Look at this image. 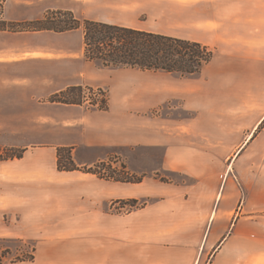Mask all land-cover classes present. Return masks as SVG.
I'll return each mask as SVG.
<instances>
[{
  "label": "crops",
  "instance_id": "0c3cea01",
  "mask_svg": "<svg viewBox=\"0 0 264 264\" xmlns=\"http://www.w3.org/2000/svg\"><path fill=\"white\" fill-rule=\"evenodd\" d=\"M60 8L198 41L214 55L196 76L172 78L128 67L93 72L81 45L78 75L42 78L37 91L0 89V123L18 126L0 147L24 148L0 159V241L32 242L34 255L0 264H264V102L220 100L264 93V0H72ZM71 86L105 89L106 108L42 100ZM172 96L184 116H172ZM58 146L70 147L79 166L120 156L142 179L61 171ZM171 173L190 180L161 179ZM127 199L143 201L127 209Z\"/></svg>",
  "mask_w": 264,
  "mask_h": 264
},
{
  "label": "trees",
  "instance_id": "16d2710c",
  "mask_svg": "<svg viewBox=\"0 0 264 264\" xmlns=\"http://www.w3.org/2000/svg\"><path fill=\"white\" fill-rule=\"evenodd\" d=\"M17 23V24H16ZM17 26L21 30L66 32L82 30L83 56L103 67H128L141 70L165 71L189 77L197 75L202 67L213 57L214 51L198 41L188 40L177 36L136 29L117 24L76 17L71 10L57 9L47 11L42 17L34 20L11 22L0 19V30H13ZM82 86H71L66 91L81 92ZM66 91L55 94L54 99L64 103H79L73 98H64ZM92 100L91 104L98 108H106V100L98 105ZM24 148L4 147L0 149V159L22 156ZM107 165V166H105ZM57 167L61 171L80 170L92 172L99 177L122 182H138L142 178L133 176L125 164L119 168L108 166L106 161L97 162L91 166L77 165L71 155V148L57 147ZM162 179V178H161ZM163 180V179H162ZM120 204H128L137 208L141 203L137 199L121 200ZM9 253L5 248L0 254V262ZM33 253L16 256L10 261L31 260Z\"/></svg>",
  "mask_w": 264,
  "mask_h": 264
},
{
  "label": "rangeland",
  "instance_id": "374dc122",
  "mask_svg": "<svg viewBox=\"0 0 264 264\" xmlns=\"http://www.w3.org/2000/svg\"><path fill=\"white\" fill-rule=\"evenodd\" d=\"M70 2H72V0H0V19L4 20L8 18H15L17 21H20L24 18L31 19L42 17V15L47 11L63 9L60 7H66ZM73 13L76 17L83 18L80 11L75 10ZM166 24L167 26L169 25L167 28L172 30L169 31V33L174 34L178 32L174 31L178 28L177 19H172L170 24ZM20 27L16 25V28H13V30H0V89L10 83H17L20 85H32L33 89L37 91L38 85H40L38 82L41 81L42 78L45 79L50 76H54L56 78L58 77L60 80L66 74L71 76L78 75V73H80L83 69L81 66L82 60L74 55V52L78 51L81 48V45H83V35L81 29L74 33L54 34L46 32L32 33L23 31ZM68 52L73 54V59H67V56L63 55ZM52 57H54V59H50ZM90 66L93 72L96 68L103 67L102 65L93 63H91ZM170 76L172 78L181 77L177 73H170ZM235 80L236 82L237 80H241L242 82L244 78H235ZM69 88L70 87L63 91H66ZM82 88L83 90L80 93L77 91H66L63 96L68 99L73 98L79 102V104H83L86 107H94L91 104V95L89 96L91 99L87 100L88 92L92 89V87L82 86ZM172 90L173 92L177 91V86L174 88L172 86ZM60 92L61 91L53 93L42 100L53 101V96L55 94H59ZM223 95L225 94H220V100L244 101L251 99L264 102V93L252 92L249 94L244 91L226 94L227 97ZM105 97L107 99V95ZM98 99L100 98L98 97ZM54 100H58V98ZM179 102L178 96H172L170 111L173 117L185 115L184 110H180ZM4 103V100L0 97V108ZM1 121L2 112L0 111V122ZM16 127L18 126L2 125L0 123V141L9 130L15 129ZM4 147L7 146H2L0 149ZM106 162L108 163V166L110 165L116 168H119L120 164H125L120 156H110L106 159ZM133 176L141 177V175L136 173H133ZM161 178L166 181L171 180L176 182L190 180V178L178 173H171L166 177L161 176ZM142 201L143 200H141V202ZM128 208L130 207L128 206L127 209ZM0 243L2 246H9L11 248L8 249L9 253L5 255V260H11L16 256L33 253V247L31 246L32 242L6 239L1 240Z\"/></svg>",
  "mask_w": 264,
  "mask_h": 264
},
{
  "label": "built area",
  "instance_id": "2783aa9c",
  "mask_svg": "<svg viewBox=\"0 0 264 264\" xmlns=\"http://www.w3.org/2000/svg\"><path fill=\"white\" fill-rule=\"evenodd\" d=\"M92 96V99L89 98V96ZM88 99L87 100H95V104L98 105L100 103V101L103 99V100H106V90L102 89V88H92L91 90H89L88 92ZM86 97V96H85ZM98 97L100 99H98Z\"/></svg>",
  "mask_w": 264,
  "mask_h": 264
}]
</instances>
